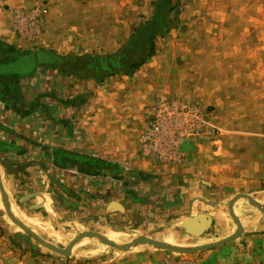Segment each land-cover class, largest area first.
Masks as SVG:
<instances>
[{
    "label": "rangeland",
    "instance_id": "obj_1",
    "mask_svg": "<svg viewBox=\"0 0 264 264\" xmlns=\"http://www.w3.org/2000/svg\"><path fill=\"white\" fill-rule=\"evenodd\" d=\"M155 4L156 0H21L11 10L8 31L24 44L0 52V61L38 51L77 60L117 56L132 42L136 28L152 18ZM164 9L166 28L152 41L153 56L141 55L133 61L136 70L142 68L154 82L152 88L156 90L141 113L147 119L157 98L165 97L201 106L212 129L206 139L184 143L182 149L186 145L192 151L186 153L181 174H171L163 188L154 183L147 192L148 200L161 199V203L155 201L156 208L165 207L164 215L157 212L151 221L160 224L161 218L202 216L203 232L188 240L201 246L214 244L237 230L228 208L235 196L246 195L264 206V0H169ZM33 12L37 13V28L24 38L12 22L19 14ZM76 66L42 67L34 77V85L43 83L53 92L58 90H51L49 81L59 82L67 90L78 84L80 94L68 101L71 112L98 102L95 90L106 89L135 71L77 74ZM18 84L17 80L1 81L0 99L11 97ZM84 86L90 89L84 91ZM34 112L30 110L28 115ZM5 120L12 121L9 117ZM35 148L20 150L11 157L0 156V183L10 200L7 209L0 192V264H103L108 255L127 251L135 240L130 233L136 221L124 214L118 222L110 216L109 208L106 214L104 209L116 197L121 200L134 179L124 175L129 183L124 190L118 179L120 169L113 161L62 156L57 151L43 154ZM88 164L91 168L83 169L87 173L64 172L67 166L80 169ZM100 185L107 186L106 193ZM105 199L107 204H102ZM71 200L76 203L67 205ZM43 201L48 205L44 212L38 205ZM236 203L233 213L242 232L243 228L255 231L258 224L264 225L261 209L243 198ZM9 214L29 225L32 230L28 229L46 244L61 250H67L85 233L100 234L118 226L116 230L123 236L111 234L106 239L118 243L121 250L98 238L84 237L74 244L75 252L78 256L85 254L84 250L94 253H88L86 259L76 255L70 260L41 245ZM143 245L174 257L161 264H193L188 257L196 253L171 255L156 246Z\"/></svg>",
    "mask_w": 264,
    "mask_h": 264
},
{
    "label": "crops",
    "instance_id": "obj_2",
    "mask_svg": "<svg viewBox=\"0 0 264 264\" xmlns=\"http://www.w3.org/2000/svg\"><path fill=\"white\" fill-rule=\"evenodd\" d=\"M15 3H21V0H0V52L3 53L24 44L21 39L8 31L11 10L16 7ZM156 71L157 69L154 73H158ZM37 75L38 72H35L33 78L9 79L17 80L19 84L15 86L16 89L13 90L11 97L0 99V156L11 157L18 155L20 150L35 146L34 150H40L43 154L57 151L62 156L95 157L107 163L113 161L120 169L118 179L119 182L122 181L121 187H124V190L129 184L125 181L124 175L127 174L128 178L134 180L130 181L129 189L126 188L128 193L124 192L129 194V197L124 194L121 200L118 197L111 200L109 207L105 205V214L109 208V212L112 213L110 216L118 222L129 214L130 219L137 223L136 228L134 227L130 233L133 240L144 236L166 244L165 239L169 237L176 248L190 249L201 246L191 244L188 240L197 237L190 234L186 228L188 217L180 216L166 220L161 218L160 224L151 221L156 219L154 217L157 212L162 217L165 207L161 205L159 208L162 210H158L159 208L154 206L156 200L153 198L148 200L147 192L153 189V185H156L154 183H159V188H163L170 180L171 174H181L185 166L167 168L153 165L140 158L138 141L146 125V119L141 112L144 104L148 105L152 102L153 93L156 92L152 88L154 82L145 71L140 68L129 76H122L120 81L116 79L114 84L106 89L95 90L98 102L90 104V107L82 106L77 112H71V104L68 101L80 94L78 84L67 90L66 86L59 85V82L52 84L49 81L50 89L58 90L53 92L45 88L43 83L34 85L36 83L34 77ZM86 89L90 88L84 86V91ZM49 95L53 99L47 101ZM146 108L147 106L144 110ZM30 110H34V114L28 115ZM24 114L25 117H22ZM6 117L12 121L6 122ZM14 118L16 119L13 120ZM189 148L190 146L185 145L182 150L188 153L189 150L192 151ZM84 167L79 169L77 166H67L64 172L84 174L88 171L83 169L91 168L89 164ZM99 187L105 188L104 193H106V185ZM7 199L10 203L9 198ZM160 200L156 202L161 203ZM64 203L58 202V205ZM73 203L76 202L71 200L67 205ZM104 203L107 204L106 199L102 201V204ZM82 204H87V201L82 200ZM38 205L42 206L43 212L48 208L44 201ZM111 205H114L112 209H110ZM236 205L235 202L233 207ZM62 214H67V211ZM23 225L32 230L26 223ZM114 227L100 235L104 238L111 234L123 236L122 232L116 230L118 226ZM82 243L83 241L79 245ZM117 245L119 246L118 243ZM75 249L73 247L70 252V260L78 256ZM84 251L85 254L82 253L78 258L86 259L88 253H94L90 250ZM170 253L173 255L172 252ZM171 258L174 257L169 253L157 252L149 246L140 244L120 254L108 255L104 258L103 264H161ZM188 259L193 264H264V225L258 224L255 231L243 228L237 240L214 249L196 252Z\"/></svg>",
    "mask_w": 264,
    "mask_h": 264
},
{
    "label": "built area",
    "instance_id": "obj_3",
    "mask_svg": "<svg viewBox=\"0 0 264 264\" xmlns=\"http://www.w3.org/2000/svg\"><path fill=\"white\" fill-rule=\"evenodd\" d=\"M36 16L35 12L19 14L13 20L12 27L24 38L28 37L37 28ZM201 108L165 97L157 98L148 110L146 125L139 136V155L153 165H183L187 158L182 150L184 143L190 140H204L208 130L212 129Z\"/></svg>",
    "mask_w": 264,
    "mask_h": 264
},
{
    "label": "water",
    "instance_id": "obj_4",
    "mask_svg": "<svg viewBox=\"0 0 264 264\" xmlns=\"http://www.w3.org/2000/svg\"><path fill=\"white\" fill-rule=\"evenodd\" d=\"M75 63H76V58H73L72 56H59V55L52 53V52L38 51V52H34V53L15 54L13 56H10L6 60L0 61V82L6 81V80H9L12 78H18V79L30 78L31 76H33L35 74L37 69L42 68V67H54V66L60 67V66H64V65H70V64L72 65ZM85 66L87 68H90L92 66H95V64L87 63V64H85ZM101 67L104 68L103 65H101ZM0 192L4 196V204H5L6 208L8 209L9 208L8 199H7V197L3 191L1 183H0ZM239 198L247 199L248 201L252 202L255 206H257L259 209H261L264 212V206L262 204H260L259 202H257L256 200H254V199H252L246 195L235 196L230 201L228 208H229V212H230L231 216L233 217V219L237 225V230L232 236H230L226 239L220 240L214 244H207V245L198 246V247L190 248V249H181V248H172V247L167 246L163 243L156 242L150 238L140 236L133 241L132 246L128 250H130L131 248H133L135 246H138L139 244L147 243V244L156 246L160 249H164V250H167L170 252L184 254V253H193V252H199V251L206 250V249L216 248V247L221 246L225 243L231 242V241L235 240L236 238L240 237V235L242 234L241 223L238 220V218L234 215L233 208H232L234 203L236 202V200H238ZM9 215L15 224H17L22 230H24L25 232L30 234L41 245H43L44 247H46V248H48V249H50L56 253H59L65 257L70 256V252H71L74 244L76 242H78L79 240L83 239L84 237L98 238V239L104 241L109 246L120 249V247L117 244L107 240L106 238H104L100 234L85 233V234L79 236L69 246V248L67 250H61V249H58L56 247H53V246L46 244L43 240H41L34 233H32L26 226L19 223L11 214H9ZM200 221H201V223H199ZM186 228H187L188 232L192 235L201 234L205 228V222H204L203 217L197 216L196 218L188 219L186 221Z\"/></svg>",
    "mask_w": 264,
    "mask_h": 264
},
{
    "label": "trees",
    "instance_id": "obj_5",
    "mask_svg": "<svg viewBox=\"0 0 264 264\" xmlns=\"http://www.w3.org/2000/svg\"><path fill=\"white\" fill-rule=\"evenodd\" d=\"M169 4V0H156L155 10L150 20L142 23L135 30V36L130 44L117 56H112L108 59L100 60H89V59H76L77 66L74 69L77 74L79 72L93 71L95 74L115 72V71H126L128 69L136 70L138 67L133 63L134 58L145 55L147 57L153 56V48L150 49L152 41L155 36L161 33L165 27L164 8ZM148 49H150L148 51ZM89 60V61H87ZM95 64L90 68H87L85 64ZM101 65L104 66L101 67Z\"/></svg>",
    "mask_w": 264,
    "mask_h": 264
},
{
    "label": "bare ground",
    "instance_id": "obj_6",
    "mask_svg": "<svg viewBox=\"0 0 264 264\" xmlns=\"http://www.w3.org/2000/svg\"><path fill=\"white\" fill-rule=\"evenodd\" d=\"M165 243H166L168 246H172V248H176V247H177V246H175V244L171 241V239H169V237L165 239ZM115 244H116V243H115ZM166 244H165V245H166Z\"/></svg>",
    "mask_w": 264,
    "mask_h": 264
}]
</instances>
